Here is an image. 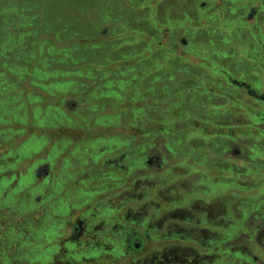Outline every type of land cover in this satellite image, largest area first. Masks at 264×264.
I'll return each instance as SVG.
<instances>
[{
  "label": "flooded vegetation",
  "instance_id": "obj_1",
  "mask_svg": "<svg viewBox=\"0 0 264 264\" xmlns=\"http://www.w3.org/2000/svg\"><path fill=\"white\" fill-rule=\"evenodd\" d=\"M0 16V264H264V0Z\"/></svg>",
  "mask_w": 264,
  "mask_h": 264
},
{
  "label": "rangeland",
  "instance_id": "obj_2",
  "mask_svg": "<svg viewBox=\"0 0 264 264\" xmlns=\"http://www.w3.org/2000/svg\"><path fill=\"white\" fill-rule=\"evenodd\" d=\"M0 1H3V0H0ZM10 2H15V1H17V0H9ZM26 1H31V0H26ZM57 9V8H56ZM55 9V10H56ZM56 11H58V10H56ZM55 17H57V15H55L54 17L52 16V14L50 15V14H47V16H46V19H48V20H50V19H53V18H55ZM0 19H1V16H0ZM2 247H3V245H1L0 244V255H1V253H2Z\"/></svg>",
  "mask_w": 264,
  "mask_h": 264
}]
</instances>
